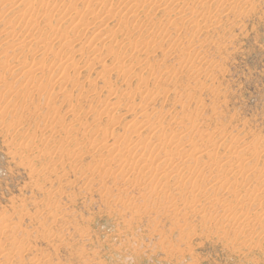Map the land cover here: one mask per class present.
I'll return each instance as SVG.
<instances>
[{
    "label": "rangeland",
    "instance_id": "rangeland-1",
    "mask_svg": "<svg viewBox=\"0 0 264 264\" xmlns=\"http://www.w3.org/2000/svg\"><path fill=\"white\" fill-rule=\"evenodd\" d=\"M0 264H264V0H0Z\"/></svg>",
    "mask_w": 264,
    "mask_h": 264
},
{
    "label": "bare ground",
    "instance_id": "bare-ground-1",
    "mask_svg": "<svg viewBox=\"0 0 264 264\" xmlns=\"http://www.w3.org/2000/svg\"><path fill=\"white\" fill-rule=\"evenodd\" d=\"M26 214V213H25ZM31 213H29L28 215L30 216Z\"/></svg>",
    "mask_w": 264,
    "mask_h": 264
}]
</instances>
